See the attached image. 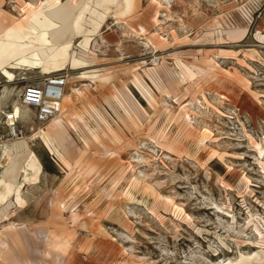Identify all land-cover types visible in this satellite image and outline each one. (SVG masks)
I'll return each instance as SVG.
<instances>
[{"label": "rangeland", "instance_id": "rangeland-1", "mask_svg": "<svg viewBox=\"0 0 264 264\" xmlns=\"http://www.w3.org/2000/svg\"><path fill=\"white\" fill-rule=\"evenodd\" d=\"M69 5L64 128L22 109L37 162L0 202V264H264V0ZM34 61L0 74V110Z\"/></svg>", "mask_w": 264, "mask_h": 264}, {"label": "bare ground", "instance_id": "bare-ground-1", "mask_svg": "<svg viewBox=\"0 0 264 264\" xmlns=\"http://www.w3.org/2000/svg\"><path fill=\"white\" fill-rule=\"evenodd\" d=\"M72 14L73 8L69 5V0H65L64 3L56 1L50 4L46 11L32 13L21 20L5 14L0 9V74L6 77L8 82L14 80L15 76L11 69L35 68V55L44 61L41 69L43 73L50 74L52 71L62 69L61 66L67 62L73 37V34L66 30ZM51 47L57 50L47 52ZM64 94L65 92L58 102V113L50 119L54 126L62 129L64 119L61 117V111H63L61 107H67L72 96ZM4 96L5 90L2 91L0 100ZM0 111L7 113L3 109ZM42 133L45 135V132ZM23 138L16 139L14 142L11 140L12 144L2 147L0 202L3 201L6 205L10 204L12 195H19L21 178L25 179L27 171L37 162L31 147L26 141L21 140Z\"/></svg>", "mask_w": 264, "mask_h": 264}, {"label": "built area", "instance_id": "built-area-1", "mask_svg": "<svg viewBox=\"0 0 264 264\" xmlns=\"http://www.w3.org/2000/svg\"><path fill=\"white\" fill-rule=\"evenodd\" d=\"M67 76L64 74H46L42 79L28 81L23 84L18 94V103L21 111L18 115L13 113L12 106L5 113L0 111L4 117L6 141L16 140L25 136L21 124V112L26 108L33 111L36 124L46 122L58 113L59 100L65 92Z\"/></svg>", "mask_w": 264, "mask_h": 264}]
</instances>
